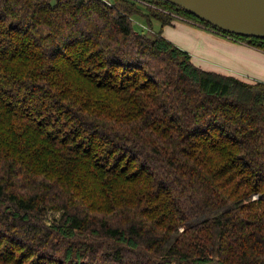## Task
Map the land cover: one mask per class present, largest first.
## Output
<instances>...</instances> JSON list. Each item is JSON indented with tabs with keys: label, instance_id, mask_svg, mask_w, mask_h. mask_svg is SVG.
I'll return each instance as SVG.
<instances>
[{
	"label": "trees",
	"instance_id": "obj_1",
	"mask_svg": "<svg viewBox=\"0 0 264 264\" xmlns=\"http://www.w3.org/2000/svg\"><path fill=\"white\" fill-rule=\"evenodd\" d=\"M141 1L0 0V264H264V82L162 28L264 39Z\"/></svg>",
	"mask_w": 264,
	"mask_h": 264
},
{
	"label": "crops",
	"instance_id": "obj_2",
	"mask_svg": "<svg viewBox=\"0 0 264 264\" xmlns=\"http://www.w3.org/2000/svg\"><path fill=\"white\" fill-rule=\"evenodd\" d=\"M162 36L187 51L201 69L249 83L264 82V51L245 42L181 19L162 28Z\"/></svg>",
	"mask_w": 264,
	"mask_h": 264
},
{
	"label": "water",
	"instance_id": "obj_3",
	"mask_svg": "<svg viewBox=\"0 0 264 264\" xmlns=\"http://www.w3.org/2000/svg\"><path fill=\"white\" fill-rule=\"evenodd\" d=\"M223 33L264 39V0H165Z\"/></svg>",
	"mask_w": 264,
	"mask_h": 264
},
{
	"label": "rangeland",
	"instance_id": "obj_4",
	"mask_svg": "<svg viewBox=\"0 0 264 264\" xmlns=\"http://www.w3.org/2000/svg\"><path fill=\"white\" fill-rule=\"evenodd\" d=\"M167 13L170 14V16H173L174 18H176V16L183 17V16L177 15V14L169 12V11ZM131 20H132L133 29L138 33L149 34V33H155L157 31H159L160 24L156 21H152V23H153L152 30H149L148 29V23L144 17H142L140 15H134L131 17ZM149 31H152V32H149ZM58 216H59V214H55V213H51V212L48 213L49 219L57 218Z\"/></svg>",
	"mask_w": 264,
	"mask_h": 264
},
{
	"label": "built area",
	"instance_id": "obj_5",
	"mask_svg": "<svg viewBox=\"0 0 264 264\" xmlns=\"http://www.w3.org/2000/svg\"><path fill=\"white\" fill-rule=\"evenodd\" d=\"M139 2L146 4L145 2H143V1H141V0H139ZM176 18H177V19H181V20L188 21V22L193 23V24H196V23H194L193 21H191V20H189V19H187V18H184V17L176 16ZM196 25H197V24H196Z\"/></svg>",
	"mask_w": 264,
	"mask_h": 264
}]
</instances>
